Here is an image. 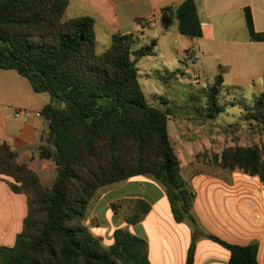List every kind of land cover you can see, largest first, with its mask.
<instances>
[{
  "label": "trees",
  "instance_id": "obj_1",
  "mask_svg": "<svg viewBox=\"0 0 264 264\" xmlns=\"http://www.w3.org/2000/svg\"><path fill=\"white\" fill-rule=\"evenodd\" d=\"M69 5L70 0H0V69L16 71L36 93L50 95L41 111L50 131L39 157L56 167L55 180L45 185L19 162L17 151L0 144V175L28 199L24 227L13 247H0V264H152L148 242L129 228L116 229L114 244L105 247L85 221L100 189L137 176H150L165 188L177 222L195 220L197 194L182 173L168 132L173 110L150 103L139 81L138 63L154 55L157 40L136 48L135 34L117 33L110 48L99 53L94 18H68ZM176 15L179 32L202 36L194 0L179 6ZM247 25L253 40H264L255 32L251 12ZM223 82L220 73L202 88L197 118L213 120L226 110L220 103ZM244 111L264 127V92L255 94ZM211 158L220 169L258 177L264 184V153L258 146H234ZM125 203L127 216L120 211ZM110 206L132 226L152 210L143 199ZM206 236L230 252L228 264H260L257 242L237 245ZM196 240L197 234L186 264L195 262Z\"/></svg>",
  "mask_w": 264,
  "mask_h": 264
},
{
  "label": "crops",
  "instance_id": "obj_2",
  "mask_svg": "<svg viewBox=\"0 0 264 264\" xmlns=\"http://www.w3.org/2000/svg\"><path fill=\"white\" fill-rule=\"evenodd\" d=\"M186 1L70 0L66 15L70 19L94 18L97 49L100 46L102 53L110 48L114 34L133 33L139 41V35H144L147 29L163 27L167 41L175 36L180 49L172 44L167 48L176 57L182 55L192 60L209 84L222 73L224 84L254 87L255 94L264 92V40H253L247 25V13L251 12L255 32L264 34V0H194L202 29L200 37L179 32L176 10ZM168 7L171 9L162 13ZM173 26L175 31H171ZM186 72L176 70V74ZM195 77L200 79L201 75ZM28 83L31 85L14 70L0 69V144L7 142L18 152L19 162L28 164L42 179L33 164L46 161L40 159L39 148L46 145L50 127L46 118L37 113L50 103L51 97L36 93ZM18 109L24 112L19 113ZM182 173L191 180L197 194L192 207L195 220L177 222L165 188L150 176H137L104 190L94 206L90 205L85 223L92 226L93 234L102 239L105 247L114 244L116 229L129 228L148 242L152 264H186L196 234L194 264L229 262L230 252L207 234L237 245L257 242V260L264 264V184L261 180L226 170H202L186 175L183 164ZM9 181L12 180L0 175V204H4L0 207V247L15 245L28 214L27 196L13 192ZM115 191L120 194L110 197ZM129 199H143L152 207L144 220L133 226L115 215L110 206ZM105 210L111 214L108 225L101 218Z\"/></svg>",
  "mask_w": 264,
  "mask_h": 264
},
{
  "label": "rangeland",
  "instance_id": "obj_3",
  "mask_svg": "<svg viewBox=\"0 0 264 264\" xmlns=\"http://www.w3.org/2000/svg\"><path fill=\"white\" fill-rule=\"evenodd\" d=\"M175 30L176 27L173 26L171 31ZM166 33L163 27H157L147 29L144 35H139L136 48L151 45L153 40L158 41L154 55L144 57L138 63L139 81L150 103L165 110L167 108L173 110L168 132L182 160L186 175L202 170H223L212 164L211 157L214 154L220 155L224 150L234 146H258L264 153V127L247 119L246 111H244L245 105L252 102L255 88H238L236 84L226 82L223 98L220 100L226 110L213 120L197 118L195 114L199 112L198 107L202 103L201 90L204 87L208 88L210 84L192 60L184 59L182 55L176 57L172 54L167 48L168 44L180 49L176 46L179 44L175 36L167 41ZM98 52L102 53L100 46ZM167 70H170V73ZM176 70L187 72L171 74ZM196 75H201L200 79H197ZM28 86L31 85L28 83ZM45 96H48V93ZM232 102L235 105H232ZM33 166L40 172L45 185L53 183L56 178V167L53 161H37ZM112 187L111 185L100 189L91 206L93 207L103 195L104 190ZM115 194L120 192L115 191L110 197ZM0 205L3 208L4 204ZM120 211L125 216L130 214L129 204L125 203ZM106 213L107 210L102 212L101 218L108 225V215L111 216V214L109 211L108 214ZM86 225L89 231L94 233L92 226Z\"/></svg>",
  "mask_w": 264,
  "mask_h": 264
},
{
  "label": "built area",
  "instance_id": "obj_4",
  "mask_svg": "<svg viewBox=\"0 0 264 264\" xmlns=\"http://www.w3.org/2000/svg\"><path fill=\"white\" fill-rule=\"evenodd\" d=\"M18 112H19V113H23L24 110H19V109H18ZM37 115H38V116H41V113H37Z\"/></svg>",
  "mask_w": 264,
  "mask_h": 264
}]
</instances>
